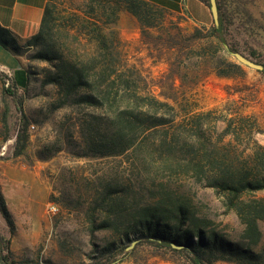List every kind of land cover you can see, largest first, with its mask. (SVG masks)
<instances>
[{
    "label": "rangeland",
    "instance_id": "rangeland-1",
    "mask_svg": "<svg viewBox=\"0 0 264 264\" xmlns=\"http://www.w3.org/2000/svg\"><path fill=\"white\" fill-rule=\"evenodd\" d=\"M220 3L231 23V42L252 61L264 64V0ZM168 12L172 22L165 28L194 43L198 42V31L205 35L212 20L209 9L198 0H182ZM117 27L121 77L129 81V89L117 79L114 90L119 87V93L136 92L170 104L174 109L166 117L173 115L174 122L146 131L122 154H92L83 144L80 123L90 115L111 118L112 112L106 106L60 105L55 86L42 84L40 69L48 64L28 59L34 49L26 52L32 72L28 87L11 89L6 95V81L0 79V192L13 222L11 228L0 212V234L9 240L13 258L42 264H90L98 260L101 250L115 237L110 230L92 228L90 220L97 225L110 216L97 206L110 193L113 198L121 195L128 210L162 197L185 199L208 224L206 229L252 254H226L229 258L212 260L211 264H264V220L258 221L259 241L249 245L241 237L244 225L235 211L228 209L227 198L204 186L191 168L190 160L196 162L200 154H192L191 159L188 152L189 147L197 150L208 141L207 147L227 153V161L240 166L248 162L254 143L264 147V73L230 56V62L240 65L233 68L232 77L209 71L194 83L200 72L194 50L186 57H176L161 51L163 44L157 39L142 43L137 23L124 13ZM208 52L223 58V50L217 46ZM4 95L9 104L7 134L1 124ZM20 110L27 120L28 142L25 152L14 156ZM237 116L246 118V128L252 125V139L245 134L240 144L230 145L231 136L222 134L224 119ZM198 121L200 128L195 125ZM242 199L260 201L264 207V190L244 194ZM49 204L55 205V213L47 211ZM123 245L124 251L113 264H189L184 256L151 245L136 246L135 241Z\"/></svg>",
    "mask_w": 264,
    "mask_h": 264
},
{
    "label": "trees",
    "instance_id": "trees-1",
    "mask_svg": "<svg viewBox=\"0 0 264 264\" xmlns=\"http://www.w3.org/2000/svg\"><path fill=\"white\" fill-rule=\"evenodd\" d=\"M77 1L80 2L76 5ZM181 1L47 0L38 31L34 35L20 43L11 30L0 25V46L15 55H23L34 49L35 52L27 57L48 64L40 69L42 84L55 86L60 105L106 106L112 112L111 118L90 115L80 123L79 132L85 149L92 154L119 155L134 146L146 131L174 122L175 119L173 115L166 117L170 114L169 110L174 109L166 102L136 92L119 93V87L114 90L117 79L129 89V81L121 77L120 71L122 65L118 52L120 38L117 24L121 14H127L135 20L144 44L157 39L163 44L161 51L176 57L185 56L194 50L200 65L194 83L209 71L219 77H232L233 68L240 67L229 61L228 50L240 51L229 39L231 23L220 0H216L218 24L212 19L205 35L198 31L195 38L198 42L184 39L165 28L167 23L172 22L168 10L176 8ZM198 1L209 9V0ZM212 46L223 50V58L208 52ZM262 66V70L258 71L264 73V64ZM25 71V84L18 83L15 73L8 75L0 72V79L4 78L6 82L3 84H7L3 88L6 95L12 93L11 89L25 90L28 87L32 72L28 68ZM177 76L181 78V75ZM19 102L21 104V98ZM8 114L9 104L4 95L1 124L6 134ZM245 120L241 116L224 119L222 134L231 136L230 145L233 142L240 144L245 134L252 139V125L246 128ZM195 125L200 128V121ZM3 138L7 139V136ZM27 142V120L21 111L20 125L14 136V156L25 152ZM201 144L197 150L189 147L191 159H194L192 154H200L196 162L190 160L191 168L198 180L205 182L204 186L215 189L227 198L228 209H233L244 225L241 237L249 245L256 244L261 236L258 221L264 220V207L260 201H243L242 195L264 190V147L254 143L248 154V162L239 166L227 161V153L207 147L208 141ZM119 189L122 191V188ZM120 197L113 198L107 193L97 204L110 216L103 218L97 225L91 219L92 228L110 230L115 238L101 250L100 258L90 264H113L118 253L124 251L123 244L134 241L136 246L147 244L182 255L189 264H211L212 260L229 258L226 254L252 256L248 249L234 247L219 237L216 231L206 229L208 224L197 216L192 204L185 199L162 197L153 204L128 210ZM0 212L12 228V218L1 192ZM0 263L42 264L38 261H16L9 249V240L1 234Z\"/></svg>",
    "mask_w": 264,
    "mask_h": 264
},
{
    "label": "crops",
    "instance_id": "crops-1",
    "mask_svg": "<svg viewBox=\"0 0 264 264\" xmlns=\"http://www.w3.org/2000/svg\"><path fill=\"white\" fill-rule=\"evenodd\" d=\"M47 0H0V25L11 30L20 43L34 35L39 28ZM197 8L200 9L199 5ZM205 14V9H200ZM28 60L0 46V72L16 74L18 83L25 84Z\"/></svg>",
    "mask_w": 264,
    "mask_h": 264
},
{
    "label": "water",
    "instance_id": "water-1",
    "mask_svg": "<svg viewBox=\"0 0 264 264\" xmlns=\"http://www.w3.org/2000/svg\"><path fill=\"white\" fill-rule=\"evenodd\" d=\"M209 9L210 13L212 16V19L214 23L217 25L218 24V9H217V4L216 0H209ZM227 49V47H226ZM228 53L231 57H233L236 61H238L240 64H243L245 66L257 69V70H262L263 66L261 64H257L254 61H252L250 58L246 57L240 52H233L229 51Z\"/></svg>",
    "mask_w": 264,
    "mask_h": 264
},
{
    "label": "built area",
    "instance_id": "built-area-1",
    "mask_svg": "<svg viewBox=\"0 0 264 264\" xmlns=\"http://www.w3.org/2000/svg\"><path fill=\"white\" fill-rule=\"evenodd\" d=\"M47 211L49 213H55L56 212V207L54 204H49L48 207H47Z\"/></svg>",
    "mask_w": 264,
    "mask_h": 264
}]
</instances>
